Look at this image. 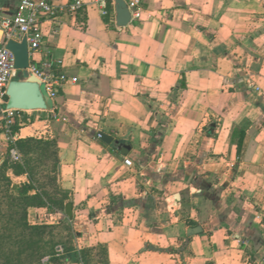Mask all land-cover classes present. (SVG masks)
<instances>
[{"label": "crops", "instance_id": "crops-1", "mask_svg": "<svg viewBox=\"0 0 264 264\" xmlns=\"http://www.w3.org/2000/svg\"><path fill=\"white\" fill-rule=\"evenodd\" d=\"M138 1L124 27L114 2L41 21L32 64L76 79L15 132L52 145L46 191L66 197L27 208L71 231L44 264H264V0ZM8 148L0 130V165Z\"/></svg>", "mask_w": 264, "mask_h": 264}, {"label": "trees", "instance_id": "trees-1", "mask_svg": "<svg viewBox=\"0 0 264 264\" xmlns=\"http://www.w3.org/2000/svg\"><path fill=\"white\" fill-rule=\"evenodd\" d=\"M27 123V120L16 121L13 131L18 132ZM40 142L35 139L16 141L21 163H12L6 154L0 165V264H44V258H48L47 262H57L58 259L54 257L55 246L61 243L66 245V251L71 250V231L66 224L51 227L34 226L27 222L28 207L47 206L63 211L66 199L65 196L59 198L49 195L46 191H55L51 179L44 178L45 161L51 160L52 145L45 143L42 146ZM8 170L14 175L28 174L30 183L12 185L6 177ZM42 177L47 180V184L41 183L39 178ZM31 190L39 193L29 195ZM81 257L86 261L84 252Z\"/></svg>", "mask_w": 264, "mask_h": 264}, {"label": "built area", "instance_id": "built-area-1", "mask_svg": "<svg viewBox=\"0 0 264 264\" xmlns=\"http://www.w3.org/2000/svg\"><path fill=\"white\" fill-rule=\"evenodd\" d=\"M114 0H20L16 13L11 17H2L0 14V113L2 122L0 130L9 144L8 159L12 163L21 162V154L15 148L16 133L13 127L16 121L24 118L28 111H18L6 108V90L9 83L20 76L15 69V58L6 48L9 41L20 43L23 39L28 48L29 66L26 69L29 75H33L43 87L45 93L53 101L60 89L67 83H75L76 79H70L64 73L55 71L53 65L47 62L42 67L32 64L31 57L37 53L42 44L40 24L43 19H50L63 10L76 14L88 6H97L101 9V15L106 16V4ZM131 19L140 17L139 1L132 0L126 3ZM54 118L55 115L53 116ZM127 167H131L129 160H124ZM64 254L63 247L55 249V256ZM44 259V261H47Z\"/></svg>", "mask_w": 264, "mask_h": 264}, {"label": "water", "instance_id": "water-1", "mask_svg": "<svg viewBox=\"0 0 264 264\" xmlns=\"http://www.w3.org/2000/svg\"><path fill=\"white\" fill-rule=\"evenodd\" d=\"M116 25L118 27L126 26L131 17L128 8L123 0H114ZM6 48L12 52L15 58V69L20 72L22 80H12L6 90V108L18 111H47L52 109V101L45 93L38 80L29 75L26 69L29 66L28 48L26 41L23 39L20 43L9 41ZM19 76V77H20ZM98 138L105 144H110L112 139L103 134L98 133ZM66 215L71 218V205H67L65 209Z\"/></svg>", "mask_w": 264, "mask_h": 264}, {"label": "rangeland", "instance_id": "rangeland-1", "mask_svg": "<svg viewBox=\"0 0 264 264\" xmlns=\"http://www.w3.org/2000/svg\"><path fill=\"white\" fill-rule=\"evenodd\" d=\"M22 78H23L22 76H20V77L18 76L16 79L22 80ZM39 179H40L41 183L47 184V180L43 179V177H42V178H39ZM59 246L63 247V249H64L66 245L64 246L63 244L60 243V244H58L57 246H55V248H54V257H55L56 259H61L62 256L64 255V254H63L62 256H58L59 258H58L57 256H55V249H56L57 247H59ZM64 252H65V249H64ZM43 263H46V261L43 262Z\"/></svg>", "mask_w": 264, "mask_h": 264}]
</instances>
